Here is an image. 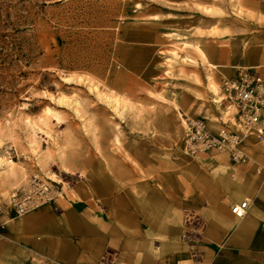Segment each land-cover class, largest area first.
Segmentation results:
<instances>
[{
  "label": "crops",
  "instance_id": "0c3cea01",
  "mask_svg": "<svg viewBox=\"0 0 264 264\" xmlns=\"http://www.w3.org/2000/svg\"><path fill=\"white\" fill-rule=\"evenodd\" d=\"M190 3L183 19L167 18V25L156 17L162 12L151 14L146 23L175 30L153 28L152 38L127 44L149 54L138 56L137 68L123 58L126 70L113 81L130 93L131 80L158 77L151 65L160 63L170 33L202 52L187 49L197 66L177 80L172 106L151 110L143 122V153L131 150L128 163L112 157L111 168L98 161L89 175L92 192L81 199L64 196L23 216L1 215L0 264H102L105 255L110 264H264V141L247 138V163L235 164L224 152L167 154L182 141L189 120L206 117L214 130L223 125L226 107L211 91L212 80L220 84L238 66L264 74V21L232 20L228 33L222 18L201 9L217 8L216 2ZM228 125L234 128L232 120ZM243 200L249 206L238 216L232 207Z\"/></svg>",
  "mask_w": 264,
  "mask_h": 264
},
{
  "label": "rangeland",
  "instance_id": "374dc122",
  "mask_svg": "<svg viewBox=\"0 0 264 264\" xmlns=\"http://www.w3.org/2000/svg\"><path fill=\"white\" fill-rule=\"evenodd\" d=\"M213 2L217 8L201 9L222 18L228 33L232 20L264 21V0ZM190 4L0 0V216L10 212L12 193L42 180L61 186L60 197L81 199L92 192L89 175L98 161L111 168L112 157L128 163L131 150L143 153V122L151 110L172 106L177 80L188 78L187 67L197 66L187 49L202 52L198 44L170 33L160 63L151 65L158 77L131 80V94L115 89L113 81L126 70L123 58L129 56L137 68L138 56H148L127 44L150 39L153 28H161L146 23L151 14L162 12L156 17L167 25L183 19ZM210 87L221 99V83L212 80ZM181 145V138L175 140L167 154L182 153Z\"/></svg>",
  "mask_w": 264,
  "mask_h": 264
},
{
  "label": "built area",
  "instance_id": "2783aa9c",
  "mask_svg": "<svg viewBox=\"0 0 264 264\" xmlns=\"http://www.w3.org/2000/svg\"><path fill=\"white\" fill-rule=\"evenodd\" d=\"M221 91V100L227 102L219 118L223 125L214 130L206 117L189 120L181 151L188 157L224 152L235 164L247 163L250 159L245 149L247 138L264 141V74L256 67L238 66L234 75L223 77ZM231 107L234 109L230 110ZM231 120L234 128L228 125ZM12 194L10 211L23 216L43 204L56 203L63 193L57 183L42 180L26 191ZM248 206V201L243 200L234 204L232 211L238 216L244 215ZM110 261L111 257L105 255L102 264Z\"/></svg>",
  "mask_w": 264,
  "mask_h": 264
}]
</instances>
